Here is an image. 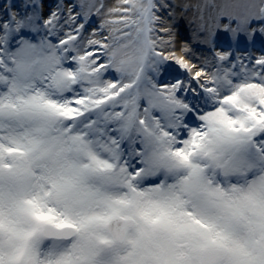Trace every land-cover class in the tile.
Wrapping results in <instances>:
<instances>
[{"label": "snow or ice", "instance_id": "obj_1", "mask_svg": "<svg viewBox=\"0 0 264 264\" xmlns=\"http://www.w3.org/2000/svg\"><path fill=\"white\" fill-rule=\"evenodd\" d=\"M0 264H264V0H0Z\"/></svg>", "mask_w": 264, "mask_h": 264}, {"label": "rangeland", "instance_id": "obj_2", "mask_svg": "<svg viewBox=\"0 0 264 264\" xmlns=\"http://www.w3.org/2000/svg\"><path fill=\"white\" fill-rule=\"evenodd\" d=\"M185 2L188 3H192L195 4L197 2H199V0H185ZM195 10L192 9L187 13V17L191 18L193 12ZM191 40V28L188 25V19L186 18H182L178 21V39H177V43L181 44L184 42H188ZM178 54V51H177Z\"/></svg>", "mask_w": 264, "mask_h": 264}, {"label": "bare ground", "instance_id": "obj_3", "mask_svg": "<svg viewBox=\"0 0 264 264\" xmlns=\"http://www.w3.org/2000/svg\"><path fill=\"white\" fill-rule=\"evenodd\" d=\"M178 54H179V51H178Z\"/></svg>", "mask_w": 264, "mask_h": 264}]
</instances>
